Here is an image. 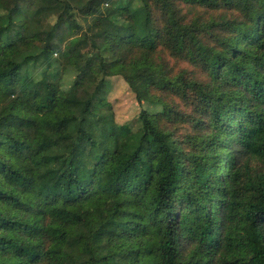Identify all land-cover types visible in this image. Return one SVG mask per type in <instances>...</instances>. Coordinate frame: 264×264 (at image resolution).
<instances>
[{"label":"trees","instance_id":"1","mask_svg":"<svg viewBox=\"0 0 264 264\" xmlns=\"http://www.w3.org/2000/svg\"><path fill=\"white\" fill-rule=\"evenodd\" d=\"M54 1L0 0V264H264V0ZM55 15L90 56L37 44ZM113 76L142 106L120 145Z\"/></svg>","mask_w":264,"mask_h":264},{"label":"rangeland","instance_id":"2","mask_svg":"<svg viewBox=\"0 0 264 264\" xmlns=\"http://www.w3.org/2000/svg\"><path fill=\"white\" fill-rule=\"evenodd\" d=\"M43 3L49 6H55L57 3L54 0H41ZM188 12L187 7L183 8V13ZM56 15L51 17L48 20V24L45 29L38 36L37 44L40 46H46L51 41L57 43L58 49L55 50L53 56L58 61H62V55L66 51L70 43H77L78 48L86 56H90L95 51V46L99 44L102 40L97 34V30L94 29L91 24L85 21L83 18L77 17L78 23L82 26V30L75 32L74 34L67 36L65 35L64 26L55 27L56 35L54 38H51L49 35L54 30V24L56 21ZM89 20V19H88ZM91 23V22H90ZM85 34L87 37H85ZM63 37V38H62ZM62 38V39H61ZM2 37L0 36V41ZM6 40L10 44H21L24 39L18 31H10ZM103 56L107 58V69L110 72H116L119 70V67L113 62L109 54L103 50ZM164 54L160 53L159 57ZM166 61L169 64V67L172 68L170 71L171 76H176L182 68H187L184 63L177 62L173 58H168L167 55L164 56ZM162 59V58H161ZM55 67H60L59 63H55ZM134 73H155L154 68H137ZM74 78L66 79L65 83L70 87L73 83ZM167 100L172 98L169 96H164ZM93 111L94 113L100 115L104 118L103 126L108 132H112L116 136L118 145L122 140L127 139L129 136L134 134L140 124V114L142 111V106L136 99L135 93L130 89L126 82L120 76H113L109 80V88L106 95V101L101 102L99 99L95 98L93 100ZM42 118V117H41ZM185 126H181L179 132L186 133L184 130ZM188 131V128H186Z\"/></svg>","mask_w":264,"mask_h":264}]
</instances>
